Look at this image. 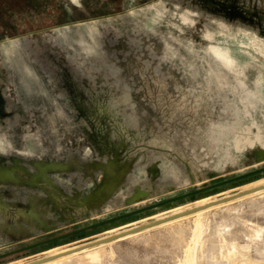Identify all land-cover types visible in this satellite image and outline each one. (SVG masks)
Masks as SVG:
<instances>
[{"label":"rangeland","instance_id":"1","mask_svg":"<svg viewBox=\"0 0 264 264\" xmlns=\"http://www.w3.org/2000/svg\"><path fill=\"white\" fill-rule=\"evenodd\" d=\"M0 167V254L264 167V0H0ZM51 256L264 264V173Z\"/></svg>","mask_w":264,"mask_h":264},{"label":"water","instance_id":"2","mask_svg":"<svg viewBox=\"0 0 264 264\" xmlns=\"http://www.w3.org/2000/svg\"><path fill=\"white\" fill-rule=\"evenodd\" d=\"M1 169H6V168L0 167V170ZM48 170H50V169H48ZM262 173H264V167H261L259 169L254 170V171H250L248 173L233 177L231 179H227V180H224V181H221V182H218V183H214V184L209 185V186H205V187H202V188L195 189L193 191H190V192H187V193L175 196V197L164 199L162 201H158L156 203H153V204H150V205H146L144 207H139L137 209H134V210H131V211H127L125 213H121V214H118V215H115L113 217L104 219L102 221L93 222V223H91L89 225L80 227V228L72 230V231H68V232L60 234V235L49 237L47 239H43L41 241H37V242L31 243L29 245H25V246L19 247L17 249H14V250H11V251H8V252L0 254V259L4 258V257H7V256L16 255V254H20V253H23V252L31 251V250L41 249L42 247H44L46 245H49L51 243H56V242L61 241V240L66 241L71 236H74V235H77V234H82V233H85V232H87L89 230H93V229H96V228H103L105 230H108V227L110 225H115V224H117V223H119L121 221H127L129 218H133L135 216H139V215L145 214V213H147L149 211H152V210L162 209V208H170V207H172L173 204H175V203H177L179 201H182V200H184L186 198L195 199L197 196H201V195H205V194H212L214 192H217L220 188H222V187H224L226 185H229L231 183H236V182L244 180V179H246L248 177H252V176H255V175L262 174ZM237 196H239V193H236V194L224 197V198H220V199H218L216 201H213L212 203H210V204H208V205H206L204 207L194 208V209H192V210H190L188 212H185V213H182V214H179V215H176V216L168 217L167 219H164L162 221H152V222L148 223L145 226L138 227L137 229H134V230L130 231L128 234H133V233H137V232L146 230L148 228L156 227V226L162 224L163 222L171 221V220H174L176 218H180V217H183V216H186V215L193 214L194 212H196L198 210H201V209L203 210V209H207V208H211V207H215V206L227 203V202L235 199V197H237ZM128 234L126 233L125 235H128ZM125 235H123V236H125ZM118 236L119 235L114 236V237H110L109 239H104V240L107 242V241H113V240H116L117 238L122 237V236H120V237H118ZM105 241H95V242L90 243V244H92V245H96L97 244L98 245V244L103 243ZM46 260H48V259L44 258L41 261H37V262H42V261H46Z\"/></svg>","mask_w":264,"mask_h":264},{"label":"bare ground","instance_id":"3","mask_svg":"<svg viewBox=\"0 0 264 264\" xmlns=\"http://www.w3.org/2000/svg\"><path fill=\"white\" fill-rule=\"evenodd\" d=\"M6 172L3 170V171H1L0 172V174H5ZM251 187V186H250ZM244 189V188H243ZM252 192V191H251ZM239 193V196H237V197H235V199L236 198H239V197H243V196H246L247 194H249L250 192H246V193H240V192H238ZM201 202V201H200ZM197 203V202H196ZM198 204H200V203H198ZM197 212V211H196ZM195 213V212H194ZM200 214H201V212H200ZM200 214H198V215H200ZM145 221V220H144ZM135 229H137V228H135ZM132 230H134V229H132ZM131 230V231H132ZM128 232H130V231H128ZM128 234V233H127ZM125 235V234H124ZM120 236H123V235H119L118 237H120ZM110 238V237H109ZM109 238H106V239H109ZM103 241H105V240H103ZM107 242H110V241H107ZM106 241L105 242H103V243H107ZM50 254V253H49ZM53 258H55V256H51V257H49V258H46V259H48V260H46V261H42V262H36V263H31V264H41V263H45V262H47V261H50V260H52ZM58 260V259H57ZM59 260H60V258H59ZM59 260H58V262H59ZM54 260H52V262H53ZM63 261V260H62ZM63 262H66L65 260L63 261ZM68 262V261H67ZM66 262V263H67ZM55 263H57V262H55Z\"/></svg>","mask_w":264,"mask_h":264}]
</instances>
